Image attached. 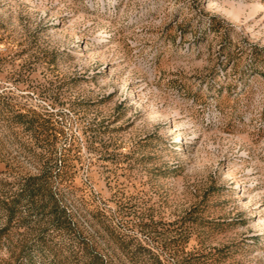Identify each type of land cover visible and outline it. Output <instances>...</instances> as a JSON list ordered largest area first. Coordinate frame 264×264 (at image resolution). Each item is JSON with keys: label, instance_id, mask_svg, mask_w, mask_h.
Segmentation results:
<instances>
[{"label": "rangeland", "instance_id": "1", "mask_svg": "<svg viewBox=\"0 0 264 264\" xmlns=\"http://www.w3.org/2000/svg\"><path fill=\"white\" fill-rule=\"evenodd\" d=\"M0 264H264V0H0Z\"/></svg>", "mask_w": 264, "mask_h": 264}]
</instances>
